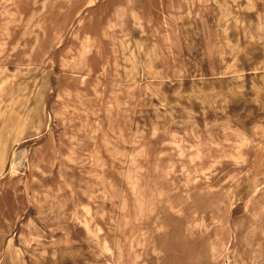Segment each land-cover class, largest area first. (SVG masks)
<instances>
[{
	"label": "rangeland",
	"instance_id": "374dc122",
	"mask_svg": "<svg viewBox=\"0 0 264 264\" xmlns=\"http://www.w3.org/2000/svg\"><path fill=\"white\" fill-rule=\"evenodd\" d=\"M180 1L0 0V264H264V0Z\"/></svg>",
	"mask_w": 264,
	"mask_h": 264
},
{
	"label": "bare ground",
	"instance_id": "6f19581e",
	"mask_svg": "<svg viewBox=\"0 0 264 264\" xmlns=\"http://www.w3.org/2000/svg\"><path fill=\"white\" fill-rule=\"evenodd\" d=\"M12 1V0H11ZM161 1V0H160ZM180 1V0H179ZM216 1V0H215ZM181 2V1H180ZM201 2V1H200ZM218 2H219V0H218ZM12 3V2H11ZM161 3V2H160ZM174 3V2H173ZM172 3V4H173ZM224 3V2H223ZM37 4V3H36ZM42 4H43V2H42ZM222 4V3H221ZM8 5V4H7ZM48 5V4H47ZM218 5V4H217ZM43 6V5H42ZM57 6V5H56ZM76 6V5H75ZM162 6V5H161ZM181 6V5H180ZM226 6V5H225ZM67 7V6H66ZM76 7H78V5L76 6ZM80 7V6H79ZM255 7V6H254ZM65 8V7H64ZM71 8V7H70ZM74 8V7H73ZM220 8H222V7H220ZM229 8V7H228ZM252 8V7H251ZM76 9V8H75ZM207 10V9H206ZM223 10V9H222ZM225 10V9H224ZM43 11V10H42ZM68 11V10H67ZM71 11V10H70ZM230 11V10H229ZM41 12V11H40ZM47 12V11H46ZM222 12H224V11H222ZM55 13V12H54ZM57 13H58V11H57ZM217 13V12H216ZM45 14V13H44ZM63 14V13H62ZM73 14V13H72ZM230 14V13H229ZM43 15V14H42ZM33 16V15H32ZM37 16V15H36ZM64 16V15H63ZM225 16H226V14H225ZM227 17V16H226ZM31 18V17H30ZM74 18V17H73ZM164 18V17H163ZM40 19V18H39ZM51 19V18H50ZM65 19V18H64ZM63 19V20H64ZM228 19V18H227ZM30 20V19H29ZM32 20V19H31ZM219 20V19H218ZM71 21V20H70ZM246 21V20H245ZM31 21H29V23H30ZM35 22V21H34ZM33 22V23H34ZM39 22V21H38ZM51 22V21H50ZM240 22V21H239ZM243 22H244V20H243ZM248 22V21H247ZM28 23V24H29ZM70 23V22H69ZM238 22H236V24H237ZM27 24V25H28ZM37 24H39V23H37ZM49 24V23H48ZM57 24H58V22H57ZM44 25V24H43ZM56 25V24H55ZM34 26V25H33ZM57 26V25H56ZM56 26H55V28H56ZM86 26V25H85ZM90 26V25H89ZM93 26V25H92ZM107 26V25H106ZM39 27H40V25H39ZM94 27V26H93ZM114 27V26H113ZM171 27V26H170ZM32 28V27H31ZM47 28V27H46ZM89 28V27H88ZM90 29H92V28H90ZM94 29V28H93ZM98 29V28H97ZM103 29V28H102ZM108 28H106V30H107ZM114 29V28H113ZM254 30H253V32H252V39H253V41H254V44L255 43H257L258 41H260V39H261V30H260V28H258V27H254L253 28ZM32 30V29H31ZM47 30V29H46ZM84 30V29H83ZM82 30V31H83ZM85 30H86V28H85ZM105 30V31H106ZM159 30V29H158ZM227 30V29H226ZM225 30V32H227ZM48 31V30H47ZM88 31V30H87ZM251 31V30H250ZM34 32V31H33ZM55 32V31H54ZM103 32V31H102ZM39 33V32H38ZM98 33V32H97ZM263 33H264V31H263ZM92 34V33H91ZM105 34V33H104ZM227 34V33H226ZM45 35V34H44ZM57 35V34H56ZM162 35V34H161ZM25 36V35H24ZM36 36V35H35ZM90 36H92V35H90ZM38 37V36H37ZM78 37V36H77ZM106 37V36H105ZM108 37V36H107ZM44 38V37H43ZM88 38H89V35H88ZM112 38V37H111ZM114 38V37H113ZM46 39H48V38H46ZM87 39V38H86ZM110 39V38H109ZM21 40V39H20ZM35 40V39H34ZM44 40V39H43ZM53 40V39H52ZM51 40V41H52ZM56 40V39H55ZM90 40V39H89ZM105 40V39H104ZM115 40V39H114ZM85 41V40H84ZM88 41V40H87ZM91 41H92V39H91ZM90 41V42H91ZM95 41V40H94ZM100 41H101V39H100ZM42 42V41H41ZM99 42V41H98ZM106 42V41H105ZM226 42H227V40H226ZM39 43V42H38ZM104 43V42H103ZM114 43V42H113ZM229 43V42H228ZM19 44V43H18ZM27 44V43H26ZM85 44V43H84ZM95 44V43H94ZM237 45L236 46H238V43H236ZM86 45V44H85ZM88 45V44H87ZM101 45V44H100ZM35 46V45H34ZM73 46V45H72ZM80 46V45H79ZM95 46V45H94ZM227 47L229 46V45H226ZM23 47V46H22ZM37 47V46H36ZM42 47V46H41ZM82 47H84V46H82ZM88 47V46H87ZM87 47H85V48H87ZM242 48V47H241ZM75 49H77V48H75ZM88 49V48H87ZM235 49V48H234ZM240 49V48H239ZM35 50H36V48H35ZM100 50V49H99ZM32 51H33V47H32ZM75 51H77V50H75ZM81 51V50H80ZM105 51V50H104ZM86 52V51H85ZM85 52H82V53H85ZM107 52V51H106ZM79 53V52H78ZM93 53V52H92ZM98 53V52H97ZM100 53V52H99ZM233 53V52H232ZM67 54V53H66ZM73 54V53H72ZM234 54V53H233ZM32 55V54H31ZM78 55V54H77ZM94 55V54H93ZM109 55V54H108ZM224 55V54H223ZM222 55V56H223ZM29 56V55H28ZM69 56V55H68ZM80 57H81V55H79ZM105 56H106V54H105ZM232 56V55H231ZM33 57V56H32ZM78 56H76L75 57V59L77 58ZM101 57V56H100ZM103 57V56H102ZM42 58V57H41ZM79 58V57H78ZM71 59V58H70ZM77 60V59H76ZM108 60H110V59H108ZM102 61V60H101ZM107 61V60H106ZM235 61V59L232 61V62H234ZM73 62V61H72ZM76 62V61H75ZM110 62V61H109ZM83 63V62H82ZM84 63H85V60H84ZM97 63V62H96ZM106 63V62H105ZM69 64V63H68ZM72 64V63H71ZM88 64V63H87ZM76 65V64H75ZM78 65V64H77ZM95 65V64H94ZM93 65V66H94ZM97 65V64H96ZM108 65V64H107ZM92 66V67H93ZM118 66H119V64H118ZM121 66V65H120ZM63 67V66H62ZM69 67V66H68ZM72 67H73V65H72ZM74 68V67H73ZM94 68V67H93ZM98 68V67H97ZM105 68V67H104ZM72 69V68H71ZM90 69V68H89ZM89 69H84V70H89ZM10 70V69H9ZM83 70V71H84ZM97 70V69H96ZM242 70H243V68H242ZM76 71V70H75ZM136 71H137V69H136ZM245 71V70H244ZM103 72V71H102ZM167 72V71H166ZM243 72V71H242ZM21 75V74H20ZM168 76V75H167ZM3 77H4V75H3ZM23 78H24V76H22ZM169 77V76H168ZM27 78V77H26ZM80 78V77H79ZM179 78V77H178ZM10 79V78H9ZM34 79V78H33ZM82 79V78H81ZM19 81V80H18ZM24 81H26V80H24ZM32 81V80H31ZM39 81V80H38ZM22 82V81H21ZM181 83V82H180ZM36 87V86H35ZM2 88V87H1ZM37 90H38V88H37ZM27 92V91H26ZM35 94V93H34ZM28 96V95H27ZM17 98V97H16ZM6 99V98H5ZM28 100V99H27ZM199 100H200V98H199ZM169 101V100H168ZM178 101V100H177ZM165 102V101H164ZM76 103V102H75ZM31 104V103H30ZM165 104V103H164ZM170 104V103H169ZM172 104V103H171ZM178 104V103H177ZM175 105V104H174ZM179 105H181V104H179ZM166 106V105H165ZM168 106V105H167ZM47 107V106H46ZM178 107V106H177ZM228 107V106H227ZM190 108V107H189ZM243 108V107H242ZM171 110V109H170ZM178 110H180V109H178ZM195 110V109H194ZM219 111V110H218ZM223 111H224V109H223ZM86 112V111H85ZM196 112V111H195ZM250 112V111H249ZM188 113V112H187ZM192 113V112H191ZM2 115V114H1ZM97 116V115H96ZM25 117V116H24ZM178 119V118H177ZM245 119V118H244ZM188 120V119H187ZM246 120V119H245ZM26 122V121H25ZM173 122V121H172ZM230 122V121H229ZM29 123V122H28ZM171 123V122H170ZM169 123V124H170ZM232 123V122H231ZM25 125V124H24ZM168 126V125H167ZM232 128V127H231ZM237 128V127H236ZM233 129H235V128H233ZM223 130H224V128H223ZM226 130V129H225ZM228 130H229V128H228ZM241 130V129H240ZM245 130V129H244ZM13 131V130H12ZM11 131V132H12ZM232 131V130H231ZM234 131V130H233ZM237 131H239V130H237ZM253 131V130H252ZM190 132V131H189ZM230 133V132H229ZM193 134V133H192ZM209 134V133H208ZM194 136V135H193ZM200 136V135H199ZM237 136H239L240 137V135H237ZM244 136V135H243ZM246 137V136H245ZM200 138V137H199ZM251 138H253V132H252V134H251ZM227 140V139H226ZM247 140V139H246ZM184 142H185V140H183ZM21 142V141H20ZM225 142V141H224ZM245 142V141H244ZM213 144V143H212ZM247 144V143H246ZM249 144V143H248ZM251 144V143H250ZM16 145H18V144H16ZM210 145V144H209ZM242 145H244V144H242ZM195 146V145H194ZM199 146V145H198ZM217 146H219V145H217ZM193 147V146H192ZM201 147V146H200ZM247 147V146H246ZM191 148V147H190ZM236 148H239V147H236ZM180 149H182V148H180ZM198 149V148H197ZM203 149V148H202ZM183 150V149H182ZM199 151V150H198ZM21 152H24V151H21ZM5 153V152H4ZM13 154V153H12ZM196 154V153H195ZM8 155V154H7ZM11 155V154H10ZM235 156V155H234ZM236 156H238V155H236ZM193 157V156H192ZM3 158H4V156H3ZM11 158V157H10ZM194 158V157H193ZM192 158V159H193ZM196 158V157H195ZM234 158V157H233ZM8 159V158H7ZM194 160V159H193ZM199 160V159H198ZM9 161V160H8ZM5 162V161H4ZM7 162V161H6ZM5 162V163H6ZM14 162V161H13ZM8 164V163H7ZM10 164V163H9ZM15 165V164H14ZM8 166V165H7ZM7 166H6V168H7ZM6 171V170H5ZM11 174V173H10ZM12 174H14V173H12ZM3 176H4V174H3ZM162 198V197H161ZM62 204V203H61ZM88 219V218H87ZM85 220V219H84ZM114 264V263H113Z\"/></svg>",
	"mask_w": 264,
	"mask_h": 264
}]
</instances>
